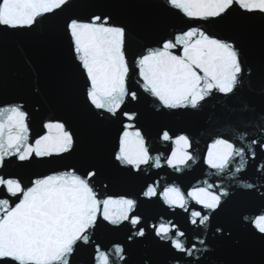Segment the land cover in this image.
Here are the masks:
<instances>
[{
  "label": "snow or ice",
  "instance_id": "6c2138e0",
  "mask_svg": "<svg viewBox=\"0 0 264 264\" xmlns=\"http://www.w3.org/2000/svg\"><path fill=\"white\" fill-rule=\"evenodd\" d=\"M74 2L0 0V29L35 31L69 12ZM159 6L184 26L138 51H130L128 28L110 13L64 18V36L88 109L98 121L117 126L107 161L64 163L78 149L77 134L66 121L41 120L33 135L25 104L0 102V264H129V247L149 239L167 254L162 264H203L214 251L213 240L233 239L229 227L212 224L234 188L258 201L240 214V222L260 242L258 264H264V105L257 108L252 102L256 96L264 102V56L257 81L255 66L237 42L206 27L232 16L264 21V0H161ZM149 98L160 115H195L221 99L233 107L227 109L225 127L208 130L211 143L201 157L187 132L163 127L157 134L163 150L150 144L137 108ZM197 163L220 182L182 188L149 176L152 169L163 168L183 174ZM52 164L60 167L34 173L27 181L20 171L10 170ZM106 165L143 177L140 191L113 192L103 178ZM142 204L187 214L181 217L184 226L163 213L145 218ZM101 231H124L125 241L102 244ZM141 264L160 262L145 257Z\"/></svg>",
  "mask_w": 264,
  "mask_h": 264
},
{
  "label": "water",
  "instance_id": "95a60500",
  "mask_svg": "<svg viewBox=\"0 0 264 264\" xmlns=\"http://www.w3.org/2000/svg\"><path fill=\"white\" fill-rule=\"evenodd\" d=\"M160 2L161 0H75L69 12L44 21L35 31L14 33L11 30L0 29V102L24 103L26 110L31 113L30 126L33 135L40 131L41 120L55 117L66 121L77 134L78 149L77 156L64 163H80L90 159L107 161L117 134V126L98 121L89 111L81 76L64 36L63 21L67 15L110 13L117 22L128 28L130 51H138L140 46L154 44L161 35L184 26L181 20L164 12L159 6ZM206 27L215 35L237 42L246 61L255 66L258 81L262 69L260 61L264 56V21L259 18L244 20L232 16ZM252 102L257 108L264 105L258 96L253 97ZM232 107L233 105H226L221 99L210 102L203 111L195 115L173 116L157 114L150 103V98L137 106L141 113L140 126L147 132L153 147L163 150L157 134L161 128L167 127L172 133L183 131L192 136L201 157L207 144L211 143L208 130L225 127L230 115L227 109ZM59 167V164H52L10 170L20 171L27 181L34 173L47 172ZM209 172L206 166L197 163L192 165L191 169H186L183 174L163 168L152 169L149 176L152 179H159L161 184L175 182L182 188L204 180L220 182L218 177L208 175ZM248 175H251V168ZM103 178L110 183L111 190L116 193H137L144 183L143 177L117 172L109 165L103 170ZM243 191L245 190L233 189L232 199L225 206V211L212 224L213 227L215 224L229 227L233 239L213 240L210 246L214 251L203 258V264H258L262 255L260 242L253 239L240 222V214L254 208L258 201L252 197L241 196ZM139 211L149 219L158 218L163 213L165 218L170 217L180 222L182 226L184 222L181 217L187 215L180 213L176 216L160 206L149 204H142ZM195 231L197 230L190 234H194ZM125 236L124 231H101L98 233V240L106 245L111 241L124 242ZM236 240H239V244L235 243ZM166 255L149 239L142 244L136 243L129 247V264H141L145 257H151L162 264Z\"/></svg>",
  "mask_w": 264,
  "mask_h": 264
}]
</instances>
